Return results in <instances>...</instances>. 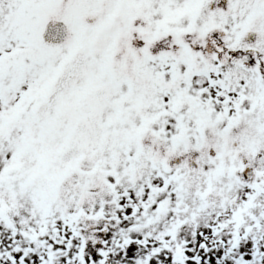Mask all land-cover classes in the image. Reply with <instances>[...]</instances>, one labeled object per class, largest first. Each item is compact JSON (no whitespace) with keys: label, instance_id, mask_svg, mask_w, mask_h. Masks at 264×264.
I'll return each instance as SVG.
<instances>
[{"label":"snow or ice","instance_id":"snow-or-ice-1","mask_svg":"<svg viewBox=\"0 0 264 264\" xmlns=\"http://www.w3.org/2000/svg\"><path fill=\"white\" fill-rule=\"evenodd\" d=\"M0 264H264V0H0Z\"/></svg>","mask_w":264,"mask_h":264}]
</instances>
